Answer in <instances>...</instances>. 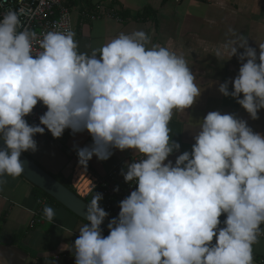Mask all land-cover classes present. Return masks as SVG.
<instances>
[{
  "label": "clouds",
  "instance_id": "1",
  "mask_svg": "<svg viewBox=\"0 0 264 264\" xmlns=\"http://www.w3.org/2000/svg\"><path fill=\"white\" fill-rule=\"evenodd\" d=\"M19 25L13 11L0 19V177L25 173L21 155L38 151L34 137L45 129L54 138L86 130L93 144L77 147L84 166L93 156L109 159L113 148L140 157L122 170L137 187L120 201L107 236L103 195L88 203V223L67 248L75 264H254L252 245L264 224V133L211 111L197 123L191 151L173 163L181 147L169 134L173 112L201 95L182 56L148 47L143 30L121 32L90 55L78 51L74 32L48 31L34 52L37 34ZM257 44L259 54L247 38L231 42L241 66L219 84L253 120L264 109V43ZM41 102L47 111L30 125L25 117ZM43 213L55 217L51 207Z\"/></svg>",
  "mask_w": 264,
  "mask_h": 264
},
{
  "label": "crops",
  "instance_id": "2",
  "mask_svg": "<svg viewBox=\"0 0 264 264\" xmlns=\"http://www.w3.org/2000/svg\"><path fill=\"white\" fill-rule=\"evenodd\" d=\"M66 1L81 53L90 55L121 32L143 30L150 37L148 47L164 46L186 60L201 95L189 109L173 112L169 134L181 145L169 157L173 163L184 151H191L194 135L200 130L197 123L211 111L234 114L246 120L255 132L264 133V109L253 120L236 99L219 92V84L234 80L241 66L237 56L231 58V42L247 38L249 46L259 54L257 43H264V0ZM99 8L105 12L114 9L121 20L105 14L93 19L90 15ZM85 12L89 15L84 16ZM217 52L221 53L219 58ZM229 90H233L231 85ZM34 139L38 151L25 153L52 176L71 182L73 187L77 185L78 193L88 200L95 195L85 197L93 177H106L112 171L121 177L126 164L136 156L134 150L113 148L109 159L93 156L84 166L79 163L77 147L93 144L86 130L73 134L66 129L60 138L37 134ZM112 184L118 189L122 187L118 178ZM46 206L54 209L52 221L44 216ZM35 218L42 221L31 224ZM224 219L222 216L221 221ZM86 223L63 205L46 198L22 175L0 177V264H45V256L49 264H75L74 254L67 248L74 245L79 228ZM252 255L264 262V238L252 245Z\"/></svg>",
  "mask_w": 264,
  "mask_h": 264
},
{
  "label": "built area",
  "instance_id": "3",
  "mask_svg": "<svg viewBox=\"0 0 264 264\" xmlns=\"http://www.w3.org/2000/svg\"><path fill=\"white\" fill-rule=\"evenodd\" d=\"M180 2L182 0H176ZM9 11L16 12L20 18V25L18 31L29 29L37 34V41L34 42L33 51H39L38 41L42 38L43 34L48 31H72L75 33L72 19L71 10L66 0H0V19L3 18ZM103 14L121 20V17L114 9L105 12L99 8L97 12L92 13L90 16L95 19L101 17ZM84 16L89 15L87 12L83 13ZM75 39V37H74ZM46 107L41 103L34 108L33 113L25 117L30 125L39 124V117L46 112ZM42 126V125H41ZM49 137H53L50 131L45 129V133ZM54 138V137H53ZM139 155L132 158V162L139 159ZM118 178L122 187L117 191L112 181ZM137 186L130 182H125L124 176L118 177L115 171L110 172L106 177H93L88 185V193L85 197L93 193H101L103 199L100 201V206L109 213L108 218H115L118 216L120 207L119 203L126 198L131 191L135 190ZM76 193H78L77 185H74ZM84 198V197H83ZM93 197L89 199V203ZM116 201V203H114ZM43 200L40 201L42 203ZM42 219L35 218L31 224L41 222ZM223 226V225H221ZM264 238V231L258 235V239ZM215 242V241H214Z\"/></svg>",
  "mask_w": 264,
  "mask_h": 264
},
{
  "label": "water",
  "instance_id": "4",
  "mask_svg": "<svg viewBox=\"0 0 264 264\" xmlns=\"http://www.w3.org/2000/svg\"><path fill=\"white\" fill-rule=\"evenodd\" d=\"M2 145L3 141L0 140V146ZM21 160L23 161L25 168V173L22 174L23 177L30 181L34 186L54 198L72 213L87 221L84 215L89 202H87L85 198L81 197L63 183L58 181L55 177L41 168L32 159H30L25 153H22ZM110 221L111 219L107 217L104 223L101 225L102 229L108 233V224ZM253 260L254 264H263L254 258Z\"/></svg>",
  "mask_w": 264,
  "mask_h": 264
},
{
  "label": "trees",
  "instance_id": "5",
  "mask_svg": "<svg viewBox=\"0 0 264 264\" xmlns=\"http://www.w3.org/2000/svg\"><path fill=\"white\" fill-rule=\"evenodd\" d=\"M25 153V152H24ZM26 154V153H25ZM27 155V154H26ZM28 156V155H27ZM29 157V156H28ZM30 158V157H29ZM31 159V158H30ZM54 177V176H53ZM56 178V177H55ZM57 179V178H56ZM58 181H60L61 183H63L65 186H67L69 189L73 190L75 193H76V190L74 189L73 185L71 184V182H67V181H63V180H59L57 179ZM35 189L40 192L42 195H44L46 198L50 199V200H53L55 202H57L58 204H60L58 201H56L54 198H52L51 196H49L47 193H45L44 191H42L41 189L37 188L36 186H34ZM87 202H89L88 199H85ZM62 205V204H60ZM109 219H112L111 217H109ZM103 233L105 234V236H107L109 233L104 231L103 230ZM257 260V259H256ZM259 261V260H257ZM260 262V261H259ZM264 264V262H261Z\"/></svg>",
  "mask_w": 264,
  "mask_h": 264
}]
</instances>
